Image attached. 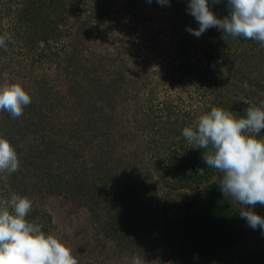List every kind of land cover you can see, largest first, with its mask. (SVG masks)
<instances>
[{
	"label": "rangeland",
	"instance_id": "374dc122",
	"mask_svg": "<svg viewBox=\"0 0 264 264\" xmlns=\"http://www.w3.org/2000/svg\"><path fill=\"white\" fill-rule=\"evenodd\" d=\"M88 3L92 11L93 7L106 9V15L102 19L96 16L91 22L92 30H87L82 37V57L90 56L97 68L117 70L124 66L126 82L117 86L111 105L103 106L101 100H96L98 107H103L100 113L107 117L102 119L98 110L93 122L99 119L97 127L102 123L111 126L105 136L102 129H85L83 104H75L76 98L66 91L71 76L67 77L64 69L55 64H49L46 71L39 70L38 76L47 75L50 85L45 86L42 93L39 86L38 89L32 85L25 88L31 95V103L24 111L30 120L40 117L39 112L46 117L43 133L55 141L52 151H46L49 153L45 159L47 166H39L35 154L40 157L38 148L44 149L49 138L42 142L41 134L32 132L24 123L14 129L13 122L4 115L0 136L20 141L17 154L23 165L18 177L28 180L32 209L38 205L50 216L49 219L41 213L37 217L28 214L26 219L70 247L79 264H132L134 256L140 257L143 264H172L170 258L179 257L175 251H179L183 237L166 226H159L150 241L140 238L137 243L126 242L120 238L119 231L110 229L111 204L106 197L116 199L121 193L129 194L121 182L125 175L132 183L138 180L145 184L146 187L139 186L142 192L161 203V197L169 201L184 199L185 190L170 187L171 177L164 171L168 154H180L186 147V140L179 143L171 128L178 129L179 120L186 119L183 115L200 111V106L204 111L214 108L209 104L207 92L210 83L202 82L206 75L208 78L212 75L210 81L219 86L211 95L214 98L232 99L234 108L239 105L264 107V47L243 38L224 40L222 32L216 28L206 30L200 37L192 35L187 29H196L199 25L187 10L189 0H170V6H161L156 0L151 3L148 0H92ZM209 4L218 18L228 14L227 0L215 6L209 0ZM70 39L68 36L65 41L69 43ZM209 49H213L224 67H208L205 52ZM232 62L237 74L228 76L232 73L229 69ZM241 75L249 77L241 78ZM78 77L80 79L82 73ZM257 85L262 87L258 89ZM50 88V98L46 100L44 93ZM126 92L129 99L122 100ZM73 117L70 123L80 119L81 134L73 132L75 124L65 126ZM109 118L111 121L105 122ZM9 129L23 130L17 136ZM125 133L128 134L121 138ZM260 135L264 136L263 130ZM29 143L30 162L25 160ZM65 143L75 146L74 154L68 153L69 160L65 157L68 152ZM71 158L77 160L69 168ZM119 164L128 166L127 170L120 173ZM71 173L74 175L70 176ZM2 176L9 185L7 174ZM69 176L75 181L73 189L65 182ZM0 186L2 203L12 192ZM236 205L241 209V205ZM253 210L262 213L264 206L257 205ZM247 227L218 264H239L252 256L264 259V232Z\"/></svg>",
	"mask_w": 264,
	"mask_h": 264
},
{
	"label": "trees",
	"instance_id": "16d2710c",
	"mask_svg": "<svg viewBox=\"0 0 264 264\" xmlns=\"http://www.w3.org/2000/svg\"><path fill=\"white\" fill-rule=\"evenodd\" d=\"M89 1L92 0H0V36L6 37V48H0V86L10 83L26 84L28 87L23 85L25 88L37 86L38 89L39 86L42 93L45 86L50 84L47 75L38 76L39 70L46 71L49 64H55L58 68L64 69L67 77L71 76L69 79L71 82L66 91L70 97L76 98L75 104L79 105L82 102V113L86 121L85 129L91 130L92 127H96L99 128L98 131L104 130L101 133L108 136L110 125L102 123L100 127H97L99 119L93 122L94 113L97 115L98 110L102 119L107 117L106 114L100 113L103 107L100 106L99 108L96 100H101L103 106L112 104L113 97L117 94V86L126 82V68L124 66L117 70H112L111 67H109L110 69L97 68L96 62L92 61L90 56L82 57V50L80 49L84 43L82 37L87 33V30L93 28L91 22L96 16L98 19H102L106 15V9L101 10V7L97 9L93 7L92 11V5H89ZM84 15H87V18L83 17ZM68 36L71 38L69 43L65 41ZM8 37L10 39H7ZM205 58L208 67L218 69L224 67L218 57L213 54V49L205 52ZM100 60L104 61L103 58ZM233 63L229 65L232 73L228 76L237 74V68L233 66ZM98 69L100 70L98 71ZM79 73H82L80 79ZM102 77L105 79H101ZM212 77L209 75L208 78L206 75L202 78V82L205 84L210 83L207 88L209 104L223 108L237 118L246 117L248 108L240 105L234 108L236 105L230 102L232 99L224 101L223 98L211 96L218 86L210 81ZM248 77L241 75V78ZM257 82L260 83V81ZM257 87L259 89L262 85H257ZM51 90L52 88L44 93L46 100L50 98ZM127 94V92L122 94V100L129 99ZM198 109L200 111L195 110L192 115H183L186 119L182 122L179 120L181 126L178 129L171 128L174 131V138H179V143L186 140L182 135V129L188 126L195 128L198 117L211 110L204 111L203 106L198 107ZM38 114L40 117L30 120L25 111L21 117L16 119H13L7 112H0V122L3 124L5 115L10 118V122H13L14 129L17 125L21 127L20 123H24L27 124L28 128H32V132L41 134L39 137L42 142L49 138L48 145L44 149L38 148L37 153L42 155L39 154L40 157L37 158L38 156L35 154L36 159L39 160V166H47L45 159L47 154L52 151L55 141L43 133L46 117L41 112ZM72 119L74 117L66 121L65 126L75 124L77 127L73 132L81 134L80 119L70 123ZM107 121H111V118L105 119V122ZM47 122L49 123V120ZM9 130L18 136L23 129ZM5 131L6 129H4ZM127 134L120 135V137L123 138ZM68 138L72 140L70 136ZM10 142L19 153L17 143L20 141L12 139ZM68 145L65 143L68 151L65 153L66 160L70 159L68 153L74 154L75 152V146ZM192 147L193 145L186 140V147L184 146L180 154H172V156L168 154L169 158L164 169L166 175L171 177L172 184L169 186L184 189L186 197L179 201H169L161 197V203L154 200L151 195L146 196L142 192L139 186L146 187L145 184H140L138 180L132 183L125 175H122L121 182L124 183L129 194L121 193L116 199L107 195L106 201L109 205L111 204L110 229L113 232L119 231L120 238L126 242L137 243L140 238H146L150 241L152 233L159 226H166L170 231L183 237L179 251H175L179 257L170 258L173 260L172 264H218V260L229 253L232 246L245 233L246 228H248L247 222L239 216V206L232 205L223 197L218 185L221 175L216 170L208 168L203 160V152L207 150ZM178 150L181 149L178 148ZM132 151L136 152L137 150L133 149ZM30 156L29 143L25 160L30 162ZM76 160V158H71L68 167H73V162ZM119 161L122 160L119 159ZM121 164H119L120 173L127 170L128 167ZM22 165L23 162L20 163L19 171L7 175L9 185L5 183L2 174H0V184L12 193L30 198L28 180L22 176L18 177ZM200 169H204L203 174L199 172ZM128 174L130 175L131 172ZM72 175L74 173L70 174V176ZM70 176L65 182L73 189L76 185ZM0 204H2L1 201ZM39 208L38 205H35L29 216L35 215L37 217V214L41 213L42 217H49L50 219L49 214ZM258 214L264 217V212ZM159 217L164 219V222L163 220L160 221ZM166 259L168 258L166 257ZM239 264H264V259L260 256H252L240 261Z\"/></svg>",
	"mask_w": 264,
	"mask_h": 264
},
{
	"label": "clouds",
	"instance_id": "9594fccd",
	"mask_svg": "<svg viewBox=\"0 0 264 264\" xmlns=\"http://www.w3.org/2000/svg\"><path fill=\"white\" fill-rule=\"evenodd\" d=\"M149 3L152 0H148ZM223 0H211L212 6ZM170 6V0H156ZM228 14L223 18L210 9L209 0H189L187 10L199 27H189L200 37L216 28L222 38L254 40L264 47V0H227ZM7 39H10L8 37ZM0 48H6V37L0 36ZM31 103V95L20 83L0 86V112L13 119L23 115ZM264 107L250 106L246 117H235L223 108H212L198 117L196 127H184L182 135L195 149H205L203 160L216 170L225 199L239 204V216L253 230L264 232V217L253 209L264 206ZM20 168L17 151L11 142L0 136V174L11 175ZM204 169L199 172L203 174ZM33 202L26 196L12 193L0 204V264H79L72 249L52 234L42 231L39 224L26 219ZM132 264H143L134 256Z\"/></svg>",
	"mask_w": 264,
	"mask_h": 264
}]
</instances>
